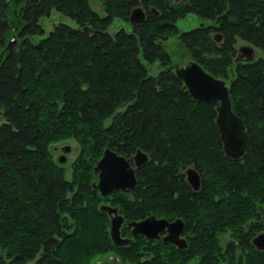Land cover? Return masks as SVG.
<instances>
[{
  "label": "trees",
  "instance_id": "trees-1",
  "mask_svg": "<svg viewBox=\"0 0 264 264\" xmlns=\"http://www.w3.org/2000/svg\"><path fill=\"white\" fill-rule=\"evenodd\" d=\"M100 1L108 17L88 0H0V264H113L102 260L112 254L130 264H264L249 243L253 227L245 231L264 203V0H143L140 22L130 20L137 0ZM53 7L77 25L45 32L40 17ZM189 12L201 23L182 35L174 18ZM115 17L130 29L111 28ZM216 23L221 40L208 29ZM174 35L228 82L250 135L244 156L224 150L218 101L194 98L176 75ZM239 39L256 48L254 58H236ZM72 139L68 177L57 152ZM106 146L149 154L129 192L102 196L93 187ZM190 165L201 172L199 189L186 178ZM102 203L127 220L183 216L188 249L144 235L115 244Z\"/></svg>",
  "mask_w": 264,
  "mask_h": 264
},
{
  "label": "water",
  "instance_id": "water-1",
  "mask_svg": "<svg viewBox=\"0 0 264 264\" xmlns=\"http://www.w3.org/2000/svg\"><path fill=\"white\" fill-rule=\"evenodd\" d=\"M144 17L145 13L141 6L132 9L130 15L132 21H140ZM255 53L256 49L252 44L244 43L240 46L238 55L240 57L245 56L250 60ZM175 72L185 82L189 93L194 98L203 101H218L216 124L220 131L224 150L233 158L242 157L250 136L242 116L235 112L232 107L228 82L206 70L195 58L189 59L185 64H176ZM71 148V143L62 146L63 152L59 156L60 162L67 160V153ZM149 158V154L141 148H138L133 155L126 156L110 146H106L94 166L98 173V179L93 181L92 185L99 190L102 196L109 195L115 190L129 192L138 183L137 168L146 164ZM186 172L189 182L194 188H198L201 178L198 170L194 167H188ZM100 207L110 215V234L113 242L117 245L130 243L133 237L122 235L121 227L125 221V216L119 212V207L107 203H102ZM127 224L131 227L133 235L142 234L148 238L159 237L160 233L167 227L168 233L164 236L165 240L173 241L180 246L183 242L186 243L185 238L180 237L184 228L182 218L169 221L165 217H158L152 213L141 219L129 220ZM260 235L262 237L264 233Z\"/></svg>",
  "mask_w": 264,
  "mask_h": 264
},
{
  "label": "flooded vegetation",
  "instance_id": "flooded-vegetation-1",
  "mask_svg": "<svg viewBox=\"0 0 264 264\" xmlns=\"http://www.w3.org/2000/svg\"><path fill=\"white\" fill-rule=\"evenodd\" d=\"M174 3H178V2H180V1H182V0H172ZM136 6H141L142 7V9L144 10V13H145V17L143 18V19H141L140 21H143V20H145L147 17H148V11H147V8H146V5H145V3H144V1L143 0H137V2L132 6V8H131V10H130V15H131V12H132V9L134 8V7H136ZM149 9L150 10H152V11H154L156 14H158L159 13V11L157 10V8L154 6V5H150V7H149ZM190 13V12H189ZM188 14V13H187ZM186 14V15H187ZM184 17V16H183ZM182 17H177V18H174V23L176 24V28H177V30L178 31H181V29L178 27V22L180 21V19H181ZM131 20V19H130ZM132 21V20H131ZM139 21V22H140ZM132 22H138V21H132ZM203 23V22H202ZM195 27H197V25L196 26H194V28ZM219 26H218V23H216V24H213L210 28H208L209 30H210V32H211V34L212 35H214L215 36V38H217L218 40H221V37H222V33H221V31H219V33H217L216 31H218L219 30V28H218ZM193 28V27H192ZM192 28H190V29H192ZM184 31L185 30H182L181 32H180V34H182L183 35V33H184ZM213 32V33H212ZM177 36H179V33L177 34ZM177 36H173V37H177ZM241 46V45H240ZM240 46H237V52H236V58H244V59H247L245 56H242V57H240V55H238L239 54V48H240ZM254 58V57H253ZM248 60V59H247ZM246 125V124H245ZM246 129H247V127H246ZM248 131V130H247ZM250 136V135H249ZM249 142H250V140H249ZM248 145H249V143H248ZM248 145H247V147H248ZM247 147H246V150H247ZM246 150H245V152H244V154L242 155V156H244L245 154H246ZM58 153L59 154H61L62 153V149H60V150H58ZM188 167H194V168H196L195 166H188ZM188 167H186L185 168V172H186V169L188 168ZM140 168V167H139ZM197 169V168H196ZM138 170V169H137ZM198 170V169H197ZM137 172V171H136ZM198 172L200 173V177H201V172H200V170H198ZM186 178H187V172H186ZM187 180H188V178H187ZM188 182H189V180H188ZM190 183V182H189ZM191 184V183H190ZM192 185V184H191ZM200 186H201V178H200V185H199V187L198 188H194L193 186V188L194 189H199L200 188ZM257 206H258V209H259V214H260V218L259 219H257V217L254 215L250 220H249V224H248V226L245 228V231L246 232H248L249 231V227L251 226V227H253L252 228V232L250 233V234H248V238H249V243H250V245H252V247H254V248H256L257 249V252H259V251H261V252H264V235L262 236V237H260L261 235L260 234H262V233H264V203H263V201L261 202V201H259L258 203H257ZM120 213H122V212H120ZM123 214V213H122ZM152 214V213H151ZM155 214V213H154ZM124 215V214H123ZM149 215V214H148ZM157 215V214H156ZM125 216V215H124ZM147 216V215H146ZM158 217H165V218H167L169 221H173L174 219H176V218H182L183 220H184V228H183V230H182V232L180 233V237H184L185 238V240H186V243L185 242H183L182 243V245L180 246V245H178L177 243H175V242H173V241H167V240H165L164 239V236L165 235H167V233H168V229H167V227L165 228V230L163 231V232H161L160 233V236L159 237H155V238H148V237H146V238H148V239H150V240H163L164 242H165V244L166 245H168V246H171V247H174V248H177V249H179V250H182V251H186L187 249H188V247H189V245H190V239H189V236H190V233L188 234V230H187V220L183 217V216H180V215H176V216H174V217H171V216H169V215H157ZM145 217V216H144ZM143 218V217H142ZM141 219V218H140ZM129 220H127L126 219V217H125V221H124V223H123V225H122V227L124 226V225H127L128 226V224H127V222H128ZM260 221H262L263 222V224H261V225H259V223H260ZM122 227H121V231H122ZM129 227V234L128 233H125L124 231L122 232V235H124V236H132L133 237V239L135 238V236H138V235H142V234H138V235H133L132 233H131V227L130 226H128ZM195 234L193 233V236H194ZM232 239H233V237H232V235H231V232H228L226 235H225V245H228L231 241H232ZM257 240V241H256ZM246 251L247 252H249L250 250L247 248L246 249ZM237 255H239V254H237ZM102 260H114L115 261V263H119V262H122L123 264H130V263H127V262H125V261H123V260H121L120 258H118V257H116V256H114L113 254L112 255H108V256H106V258H102ZM229 261V260H228ZM226 262L225 264H230V261L229 262Z\"/></svg>",
  "mask_w": 264,
  "mask_h": 264
},
{
  "label": "rangeland",
  "instance_id": "rangeland-1",
  "mask_svg": "<svg viewBox=\"0 0 264 264\" xmlns=\"http://www.w3.org/2000/svg\"><path fill=\"white\" fill-rule=\"evenodd\" d=\"M88 1H89L90 5L92 6V8L94 7V8H97L99 10L100 15H102V16L108 15L107 11L104 9L100 0H88ZM60 22H65V23L70 24L72 26L77 25V22L74 19V17H72L71 15H67L63 11L57 9L56 7H53L47 15L40 17V24H42V26L44 27L45 32H48L50 29H53L54 26ZM113 22H114V24L111 26V28H113L114 30H115V28H119L121 26H124V27H127L130 29V23L126 22L123 18L115 17ZM199 23H201L200 16L196 13L190 12L185 17L180 19V21L178 22V27L181 30H187L189 28H192V27L198 25ZM90 31H93V29H91ZM216 32L219 33V31H216ZM180 40H181L180 38L172 37L170 40L171 43H169V49L173 53L172 59L174 61V64H176V63L184 64L189 59L193 58V56L190 53L186 52L185 48L180 46V43H181ZM244 43H248V42L244 39H239L236 43V46H240L241 44H244ZM257 51L261 52L260 49H258ZM160 67H161V65H159L158 62L154 63V68L156 70H158ZM260 136L263 137L262 131L260 132ZM69 142H71L73 149L68 152L69 154L67 153L68 158L65 162H63V163H65V166L67 167L66 174L68 177L71 176V168L69 165H70L71 161L74 160L78 154V150L76 147L77 142L74 139L70 140ZM57 154L59 155L58 152H57ZM89 227H90L89 230H91L90 234L93 236L94 235V226L89 225ZM104 258H106V256ZM28 264H33V261H29ZM113 264H123V263L122 262L115 263V261H113Z\"/></svg>",
  "mask_w": 264,
  "mask_h": 264
},
{
  "label": "bare ground",
  "instance_id": "bare-ground-1",
  "mask_svg": "<svg viewBox=\"0 0 264 264\" xmlns=\"http://www.w3.org/2000/svg\"><path fill=\"white\" fill-rule=\"evenodd\" d=\"M139 22V21H138ZM239 52V51H238ZM256 58V57H255ZM69 142V141H68ZM64 143V142H63ZM60 145V144H59ZM53 150V149H52ZM69 154V153H68ZM58 157V156H57ZM59 163V162H58ZM106 196H108V195H106Z\"/></svg>",
  "mask_w": 264,
  "mask_h": 264
}]
</instances>
